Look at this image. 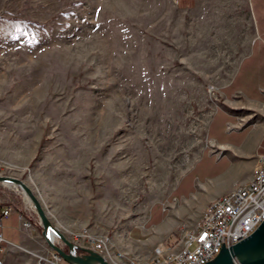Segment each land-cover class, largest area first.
<instances>
[{"label": "rangeland", "instance_id": "obj_1", "mask_svg": "<svg viewBox=\"0 0 264 264\" xmlns=\"http://www.w3.org/2000/svg\"><path fill=\"white\" fill-rule=\"evenodd\" d=\"M243 6L191 16L169 0H0V176L23 181L47 217L72 201L105 234L166 198L202 159L251 41ZM40 241L13 263L45 256Z\"/></svg>", "mask_w": 264, "mask_h": 264}, {"label": "crops", "instance_id": "obj_2", "mask_svg": "<svg viewBox=\"0 0 264 264\" xmlns=\"http://www.w3.org/2000/svg\"><path fill=\"white\" fill-rule=\"evenodd\" d=\"M169 1L183 14L200 16L224 0ZM243 5L252 38L231 78L222 86L220 101L206 123L202 159L181 175L166 198L149 204L143 214L108 234L121 251L141 262L152 257L154 248L174 243L179 228H192L210 202L247 184L258 166V157L264 154V0H243ZM15 191L11 184L0 183V216L8 205L14 209L7 218H0L2 264H14V258L32 254L44 240L37 214L24 208ZM73 204L65 200L60 205L62 213L48 215L60 233L83 229L79 227L91 222L92 216L87 211L83 215L76 212ZM22 221L29 222L30 227H22ZM90 231L103 233L94 228Z\"/></svg>", "mask_w": 264, "mask_h": 264}, {"label": "built area", "instance_id": "obj_3", "mask_svg": "<svg viewBox=\"0 0 264 264\" xmlns=\"http://www.w3.org/2000/svg\"><path fill=\"white\" fill-rule=\"evenodd\" d=\"M257 160L258 166L247 184L210 202L192 228H179L174 243L154 248L152 257L146 262L121 251L108 234L93 233L86 228L64 230L62 234L74 247L97 253L107 264H207L222 248L229 250L249 237L264 220V154ZM2 167L0 165V169ZM23 206L26 207L24 202ZM13 210L8 205L0 218H7ZM26 210L32 212L34 209L28 206ZM21 224L24 228L30 227L27 221ZM2 241L0 235V253L4 251ZM53 243L61 246L56 237ZM45 250V256L36 255L35 264L62 263L52 249L47 246Z\"/></svg>", "mask_w": 264, "mask_h": 264}, {"label": "water", "instance_id": "obj_4", "mask_svg": "<svg viewBox=\"0 0 264 264\" xmlns=\"http://www.w3.org/2000/svg\"><path fill=\"white\" fill-rule=\"evenodd\" d=\"M0 183H11L19 187L26 195L37 214L42 226V237L47 246L52 249L67 264H107L97 253L74 247L62 233L48 220L40 202L34 196L27 185L14 177L0 176ZM53 233L58 238L61 246L54 244L48 238V234ZM66 247L67 250L62 247ZM264 264V220L258 228L246 239L234 245L231 249L222 248L219 254L207 264Z\"/></svg>", "mask_w": 264, "mask_h": 264}, {"label": "bare ground", "instance_id": "obj_5", "mask_svg": "<svg viewBox=\"0 0 264 264\" xmlns=\"http://www.w3.org/2000/svg\"><path fill=\"white\" fill-rule=\"evenodd\" d=\"M4 184H9V183H4ZM11 184V183H10ZM12 185V184H11ZM14 188H16V190H18V188L19 187H16L15 185H12ZM20 189V188H19ZM21 190V189H20ZM21 192H22V194H23V191L21 190ZM24 195V194H23ZM24 198H25V201L27 202V203H29V204H31L30 203V201H29V199H28V197L26 196V195H24ZM30 207V206H29ZM31 207H33L32 205H31ZM32 209H34V208H32ZM48 238L50 239V240H54V234L53 233H50L49 232V234H48Z\"/></svg>", "mask_w": 264, "mask_h": 264}, {"label": "flooded vegetation", "instance_id": "obj_6", "mask_svg": "<svg viewBox=\"0 0 264 264\" xmlns=\"http://www.w3.org/2000/svg\"><path fill=\"white\" fill-rule=\"evenodd\" d=\"M62 248H63V249H65V250H67L65 246H64V247H62Z\"/></svg>", "mask_w": 264, "mask_h": 264}]
</instances>
